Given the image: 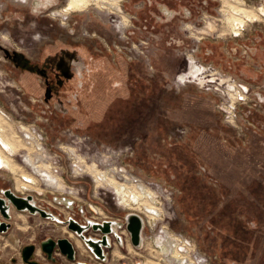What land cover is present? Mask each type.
I'll list each match as a JSON object with an SVG mask.
<instances>
[{
	"label": "rangeland",
	"instance_id": "rangeland-1",
	"mask_svg": "<svg viewBox=\"0 0 264 264\" xmlns=\"http://www.w3.org/2000/svg\"><path fill=\"white\" fill-rule=\"evenodd\" d=\"M67 2L0 0V115L24 143L11 154L0 140L18 167L0 166V196L31 195L59 219L0 214V264H26L30 244L40 264H264V17L234 30L236 0H93L57 15ZM27 174L36 187H20ZM111 183L143 197L124 203ZM129 213L144 221L138 247ZM70 218L115 220L122 239L104 261L85 245L52 262L41 243L69 238Z\"/></svg>",
	"mask_w": 264,
	"mask_h": 264
},
{
	"label": "water",
	"instance_id": "water-1",
	"mask_svg": "<svg viewBox=\"0 0 264 264\" xmlns=\"http://www.w3.org/2000/svg\"><path fill=\"white\" fill-rule=\"evenodd\" d=\"M3 196H0V214L6 220L11 218L12 205L19 211H30L33 214L39 213L45 218L53 220H59L56 216L49 214L45 210L39 208L34 202L31 195L20 196L16 194L12 189L7 188L2 191ZM2 220L0 217V232H6L11 224ZM67 228L69 231L76 233L82 240L84 245L95 254L99 259H104V250L110 247V239L115 236L117 240L121 241L122 237L116 231L117 221L105 220L104 222H97L89 220L86 223H80L77 220L70 218L67 221ZM144 228V221L142 217L137 213H129L126 216V229L130 233L131 242L135 247H138L142 240V230ZM89 232L99 233L102 236L99 239L87 236ZM42 249L50 259L54 258L56 252L65 255L69 260L74 261L76 259V247L75 244L67 237L54 239L47 238L42 241ZM36 251L34 244L27 245L23 248L22 258L26 264H39L37 261L32 260V257ZM13 264V263H10ZM79 264H89L82 262Z\"/></svg>",
	"mask_w": 264,
	"mask_h": 264
},
{
	"label": "flooded vegetation",
	"instance_id": "flooded-vegetation-1",
	"mask_svg": "<svg viewBox=\"0 0 264 264\" xmlns=\"http://www.w3.org/2000/svg\"><path fill=\"white\" fill-rule=\"evenodd\" d=\"M92 1L93 0H68V2H67V4H66V6L61 10V11H59V13L57 14V15H60V13H68V12H71V11H78V10H85L91 3H92ZM108 1H110V0H108ZM237 1V3H238V5H242L243 3H241L239 0H236ZM262 9H264V8H262ZM119 10L120 11H122V8L121 7H119ZM260 11V10H259ZM243 15V14H242ZM247 21H249V19L247 20ZM245 26V25H244ZM187 75H190V74H194V65L193 64H190V67H189V71L186 73ZM6 118H8V119H10V117H9V115H6ZM0 121L1 122H5V123H7L8 125H9V122L5 119V117H3V116H1L0 115ZM10 126V125H9ZM7 128V127H6ZM0 140L3 142V145L5 146V149L7 148V149H9V151H10V153L11 154H13L14 153V151H12L11 150V148H10V145L2 138V136H1V134H0ZM23 146H24V143H23ZM1 149V148H0ZM2 150V149H1ZM3 151V150H2ZM4 152V151H3ZM0 166L1 167H4V166H7V167H9V169H10V166H9V163L7 162V160H6V158H4V156H2V155H0ZM11 170V169H10ZM28 180H29V182H28ZM25 181L26 182H28V186H33V187H36L37 185H36V182L34 181V179L32 178V177H30V179H25ZM111 185L114 187V188H116V190H117V192L120 194V195H122L123 196V202L125 203V202H128V199H131V200H133L135 203H137L138 201H139V196H138V193H135V192H128V190L126 189V188H124V187H120V186H118V185H116L115 183H111ZM23 187L25 186V185H22ZM27 186V185H26ZM21 187V186H20ZM37 189V188H36ZM16 190H17V188H16ZM30 190V189H29ZM18 191V190H17ZM39 191H41V190H39ZM23 193V192H22ZM39 207V206H38ZM40 208V207H39ZM41 209H43V210H45L46 212H48L49 214H52V215H54V216H56L53 212H51L50 210H49V208H41ZM138 209V208H137ZM57 217V216H56ZM105 221V220H104ZM104 221H102V222H104ZM9 223V222H8ZM11 227V226H10ZM62 233H64V234H66V235H68V237H69V239H72V241L74 242V244H75V246H76V248L79 250V249H81L83 252H85L86 251V249H85V245H84V243L82 242V240L80 239V238H78L74 233H72L71 231H70V233L66 230V227H64L62 230ZM89 235H91L92 237H94V239H99L102 235L101 234H99V233H91V232H89ZM113 243H114V241L112 240V238L110 239V247H108V248H106L105 250H104V254H105V258L104 259H99V258H97L96 256H95V254L94 253H92L93 255H94V257L96 258V259H99V260H102V261H104L105 259H106V257H107V250L108 249H111L112 247H113ZM41 245H42V243H41ZM88 248V247H87ZM85 250V251H84ZM82 251H80L81 253H82ZM115 251V250H114ZM36 252V251H35ZM57 253V252H56ZM35 254V253H34ZM47 255V254H46ZM63 255V254H62ZM82 255V254H81ZM64 257H66L65 255H63ZM47 258L49 259V260H51L52 262H55L56 260H57V258H56V256H54V258L53 259H50L48 256H47ZM67 258V257H66ZM68 259V258H67ZM76 260V259H75ZM40 264V263H39Z\"/></svg>",
	"mask_w": 264,
	"mask_h": 264
},
{
	"label": "bare ground",
	"instance_id": "bare-ground-1",
	"mask_svg": "<svg viewBox=\"0 0 264 264\" xmlns=\"http://www.w3.org/2000/svg\"><path fill=\"white\" fill-rule=\"evenodd\" d=\"M225 1V0H224ZM225 3V2H224ZM226 3H228L229 4V6H230V4L232 5V3L230 2H227L226 1ZM234 5V4H233ZM232 7H234V6H232ZM240 7H242V5L240 6ZM239 7V5L237 6L236 5V7H234L235 9H236V12H238V14H240L239 15V17H237L235 14V16H233L232 15V17H233V23H234V30H236V29H241L245 24H246V22H247V20L249 19V21H254V20H261V18L262 17H264V9H261L260 11L258 10V11H256V10H253V9H251V10H249V9H246V8H240ZM243 14V15H242ZM261 22V21H260ZM230 24V23H229ZM231 25V24H230ZM231 27V26H230ZM238 32H239V30H238ZM7 127V128H6ZM9 129H10V126L7 124V123H5V122H1L0 121V134H1V136H2V138L10 145V148H11V150L12 151H14V153H16L17 151H18V149H20V147L21 146H23V142L21 141V140H19V139H17L15 136H17L16 134H14V132H10L9 131ZM12 131V130H11ZM0 155H2V156H4V158H6V160H7V162L9 163V166H10V169H11V172H13V173H15L16 171H17V168L18 167H16V165L14 164V162L10 159V157H8V156H6L5 155V153L0 149ZM21 171V170H20ZM17 174V173H16ZM15 174V175H16ZM24 177V175L23 176H21V184L22 185H28V182H29V180H28V182H26L25 181V179H30V177L31 176H29L28 174L25 176V178H23ZM30 183V182H29ZM22 185H20V186H22ZM138 196H142L143 197V195L142 194H140V193H138ZM141 197V198H142ZM144 199V198H143ZM147 202V201H146ZM140 203H142V202H140ZM147 204V203H146ZM140 205V204H139ZM139 209V208H138ZM25 220V219H24ZM72 232V231H71ZM73 233V232H72ZM184 241V245L186 246L188 243H186L185 242V240H183ZM142 243V242H141ZM182 250L184 249V248H181ZM117 253V252H116ZM174 256H176V257H182L183 255H181L180 253H176ZM145 264H160V263H156L155 261H153V260H151V261H148L147 263H145Z\"/></svg>",
	"mask_w": 264,
	"mask_h": 264
}]
</instances>
